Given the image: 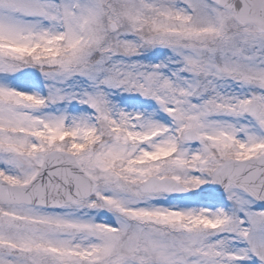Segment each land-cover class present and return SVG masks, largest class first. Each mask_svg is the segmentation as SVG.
Here are the masks:
<instances>
[{
  "label": "snow or ice",
  "instance_id": "snow-or-ice-1",
  "mask_svg": "<svg viewBox=\"0 0 264 264\" xmlns=\"http://www.w3.org/2000/svg\"><path fill=\"white\" fill-rule=\"evenodd\" d=\"M0 264H264V0H0Z\"/></svg>",
  "mask_w": 264,
  "mask_h": 264
}]
</instances>
